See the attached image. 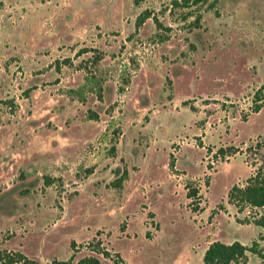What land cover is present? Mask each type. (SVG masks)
Here are the masks:
<instances>
[{"label": "rangeland", "instance_id": "obj_1", "mask_svg": "<svg viewBox=\"0 0 264 264\" xmlns=\"http://www.w3.org/2000/svg\"><path fill=\"white\" fill-rule=\"evenodd\" d=\"M258 135L264 0H0V264H116L94 241L124 264L250 245L264 207L227 193Z\"/></svg>", "mask_w": 264, "mask_h": 264}, {"label": "trees", "instance_id": "obj_2", "mask_svg": "<svg viewBox=\"0 0 264 264\" xmlns=\"http://www.w3.org/2000/svg\"><path fill=\"white\" fill-rule=\"evenodd\" d=\"M138 1L140 0H134L136 4ZM203 1L205 0H192V2L195 4ZM150 16H152V13H150L148 10H144L137 16L136 25L140 26L145 21V19L149 18ZM255 99L256 103L253 107V111H258L261 107L263 98H261L258 93L256 94ZM221 151L222 149H219L217 153L219 154ZM246 152L253 157L254 155H258L260 162L243 184H234L227 193L228 202L233 204L239 213H242L244 210H246V208L254 209L264 207V135H258L254 143L246 148ZM121 177L122 178H120V180L114 182V187H121L122 180L127 178L126 170H123ZM186 188L188 190V197L195 195L196 190L189 186ZM253 222L264 229L263 216L253 217ZM89 245L92 251L102 254L105 257L112 256L116 264H124L118 254H111L108 250L101 246L99 241L90 242ZM71 246H74V244L71 243ZM247 252L256 254L261 259V264H264V232L263 234L259 235L258 240L253 241L250 245L243 244L239 241H233L231 243H223L221 241L211 242L203 253V263L229 264L244 258ZM3 259H7V263L25 261V263L37 264L18 252H16L15 255L5 254ZM55 263L69 264V261H55ZM77 264L101 263L97 258L89 256L80 259Z\"/></svg>", "mask_w": 264, "mask_h": 264}]
</instances>
